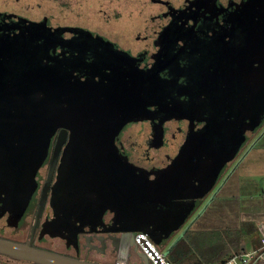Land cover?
<instances>
[{"label":"flooded vegetation","instance_id":"af4514ba","mask_svg":"<svg viewBox=\"0 0 264 264\" xmlns=\"http://www.w3.org/2000/svg\"><path fill=\"white\" fill-rule=\"evenodd\" d=\"M149 3L129 32L0 10V245L31 254L0 250V264H41L35 249L149 264L135 234L117 231L130 226L116 220L117 148L149 180L184 159L197 162L202 183L218 176L184 231L262 134L264 93L262 108L253 104L264 75V0ZM85 104L110 118L106 132L120 124L105 139L114 147L79 144L78 124L94 115Z\"/></svg>","mask_w":264,"mask_h":264},{"label":"water","instance_id":"95a60500","mask_svg":"<svg viewBox=\"0 0 264 264\" xmlns=\"http://www.w3.org/2000/svg\"><path fill=\"white\" fill-rule=\"evenodd\" d=\"M261 78L262 80L256 93V100L258 101L253 104L254 108H262L264 105L263 103H260L261 105L258 104L260 100L262 101L261 98L264 93V75L261 76ZM244 103V107L248 110L247 107H249L250 104H248V102ZM43 104L44 101L37 102V108H43ZM85 105L86 108L84 110L86 112L90 111V113L94 115H89L85 118L84 122H80L78 124L77 128L81 129L79 131L80 134H78L79 144H102L114 147L115 143H113V141H107L105 139L116 136L121 128L120 124L116 127H112L115 128L113 132H106L107 127L110 126V118L103 115V112L98 105ZM81 110L82 109H80V111ZM250 110H253V108L251 107ZM249 117L250 115H245V119H243L246 126L245 131L249 128V125H247L246 122L249 121L250 124L253 122V119H249ZM263 123L264 116L261 118V124L263 125ZM103 150L104 149L96 148V150L92 149L91 151L104 152ZM105 150L108 151L109 149ZM111 150L114 151V148ZM115 159L116 165H111V167L118 171V177L116 178V194L118 203L116 220H119L120 222L123 221V223L126 222V224L130 225L128 228L126 227V229H117V231L128 232L135 234V236L138 232H144L148 234L150 238L160 247L165 246L168 241L172 240L184 222L189 220L196 212V204H198L196 202L197 198L202 194L211 191L218 181V176L214 175L209 183H202V181L199 180L193 172L197 168V162L188 163L185 159L184 161H175L168 172L161 174V176L157 177L155 180H149L142 175L136 174L129 167L126 168L125 164H123L118 148ZM125 170L127 173H125ZM223 184L224 181L217 191H219ZM197 189L202 190L201 194L192 195V193ZM185 194L187 195L185 196ZM215 194L211 197L208 203L214 198ZM200 215L201 212L194 217L192 223ZM189 227H187L186 230L189 229ZM184 231L178 235L172 245L165 251L166 255L183 237L185 233ZM135 243L136 242L134 241V244ZM4 249L5 248L0 245V250ZM5 250L18 255L31 256L28 250L22 248L15 247ZM140 255L147 263V257L143 253ZM32 260L41 264H96L40 249L32 250Z\"/></svg>","mask_w":264,"mask_h":264},{"label":"rangeland","instance_id":"374dc122","mask_svg":"<svg viewBox=\"0 0 264 264\" xmlns=\"http://www.w3.org/2000/svg\"><path fill=\"white\" fill-rule=\"evenodd\" d=\"M146 2L149 0H0V10L24 12L33 20L48 16L54 25L86 26L91 31L129 32L142 17L151 13ZM263 128L262 134L238 159L233 173L207 204L194 228L225 226L226 221L241 219L251 209L264 205V201L256 200L264 192ZM174 240L162 248L167 250ZM260 246L261 242L259 245L256 242L254 245V241L248 242L246 251L251 253Z\"/></svg>","mask_w":264,"mask_h":264},{"label":"crops","instance_id":"0c3cea01","mask_svg":"<svg viewBox=\"0 0 264 264\" xmlns=\"http://www.w3.org/2000/svg\"><path fill=\"white\" fill-rule=\"evenodd\" d=\"M256 198L258 201H264V192H262L260 198ZM202 215L192 223L189 229L184 231V234L188 231L191 232L185 239L191 251L189 256L182 261V264H213L214 261L219 262L221 259L236 255L238 252H247L248 242L254 241V245L255 242L259 245L261 237L264 236V205L251 209L241 219L226 221L225 226L208 227L205 225L204 227L194 228L196 222H200ZM182 231H178L172 240L176 239ZM204 252L206 253L205 260L201 257V253Z\"/></svg>","mask_w":264,"mask_h":264},{"label":"built area","instance_id":"2783aa9c","mask_svg":"<svg viewBox=\"0 0 264 264\" xmlns=\"http://www.w3.org/2000/svg\"><path fill=\"white\" fill-rule=\"evenodd\" d=\"M136 244L140 247L142 253L147 257L149 264H173L165 253V250L158 246L148 234L138 232L135 236ZM264 263V236L261 239L259 249L248 253L236 254L223 263L217 264H256Z\"/></svg>","mask_w":264,"mask_h":264},{"label":"trees","instance_id":"16d2710c","mask_svg":"<svg viewBox=\"0 0 264 264\" xmlns=\"http://www.w3.org/2000/svg\"><path fill=\"white\" fill-rule=\"evenodd\" d=\"M190 233L191 232L188 231L186 234H184V236L172 247V249L167 254V258L173 264H182V261L185 260L189 256V253L191 250L188 248L187 240H185V239L190 235ZM201 252H203V251H201ZM241 253L242 252H238L236 254H241ZM234 255H231L229 257L221 259V261H219V262L214 261L213 264L223 263L227 259L231 258ZM201 257L203 258V260H205L206 253L205 252L201 253Z\"/></svg>","mask_w":264,"mask_h":264}]
</instances>
